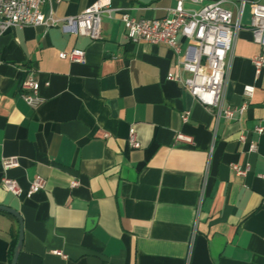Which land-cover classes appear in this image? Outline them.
<instances>
[{
    "label": "crops",
    "instance_id": "obj_1",
    "mask_svg": "<svg viewBox=\"0 0 264 264\" xmlns=\"http://www.w3.org/2000/svg\"><path fill=\"white\" fill-rule=\"evenodd\" d=\"M95 1L44 0L41 10L64 19ZM179 1L111 0L114 11L101 17L94 41L60 27L0 35V178L22 191L0 190V206L21 218L16 264H264V70L256 76L250 62L260 51L250 11L241 16L222 95L224 107L246 108L216 121L167 79L172 50L125 38L121 13L163 19ZM217 1L181 5L199 11ZM178 42L182 56L187 41ZM70 49L84 52L82 64L58 58ZM27 75L39 85L34 109L19 97ZM246 85L254 88L248 100ZM131 129L138 149L128 144ZM179 132L192 144L176 142ZM240 132L257 142L255 153L238 141ZM11 157L17 166L3 171ZM232 164L249 171L238 176ZM35 177L44 188L27 198ZM18 232L17 220L0 211V264H11Z\"/></svg>",
    "mask_w": 264,
    "mask_h": 264
},
{
    "label": "built area",
    "instance_id": "obj_2",
    "mask_svg": "<svg viewBox=\"0 0 264 264\" xmlns=\"http://www.w3.org/2000/svg\"><path fill=\"white\" fill-rule=\"evenodd\" d=\"M200 3L202 0H180L176 7L168 10L163 19L144 20L130 17L127 13L120 14L125 38L131 42H145L151 45H164L176 56V63L168 80L180 84L199 104L212 112L216 121L219 119L233 120L236 114H241L246 103L236 109L224 107L222 95L225 85L228 58L232 53L237 33L240 29L241 16L245 7L250 11V33L253 43L259 46V53L250 60L256 76L264 70V4L261 0H220L203 6L199 11H186L182 2ZM44 0H0V35L8 29L43 26L60 27L64 32L86 37L90 40L100 39V21L102 16L110 17L114 11L111 0H97L76 16L59 19L41 10ZM187 41L182 56L178 37ZM58 58L70 63L82 64L84 52L70 49L58 52ZM186 73L188 76H182ZM39 85L30 75H27L19 86V97L30 108H36L41 99L38 96ZM254 92L253 86L243 87V95L248 100ZM189 112L180 114L183 124L188 121ZM263 128L253 129L260 136ZM107 134H104L106 137ZM175 141L192 144V138L183 133L175 135ZM238 141L246 143V133L240 132ZM248 153H255L257 142H247ZM128 144L133 149L139 148L135 133L131 129ZM2 170L17 166L15 158H5L1 161ZM231 169L238 176H244L249 166L241 168L236 164ZM264 180V175H259ZM45 182L41 177H35L29 182L25 196L42 190ZM77 187V181L70 183V188ZM0 190L6 194L20 196L22 191L18 184L2 175ZM264 206V202H263ZM52 254L65 258L64 254L54 251Z\"/></svg>",
    "mask_w": 264,
    "mask_h": 264
},
{
    "label": "water",
    "instance_id": "obj_3",
    "mask_svg": "<svg viewBox=\"0 0 264 264\" xmlns=\"http://www.w3.org/2000/svg\"><path fill=\"white\" fill-rule=\"evenodd\" d=\"M0 211L6 212V213L10 214L11 216H13L17 220L18 225H19L17 243L15 245V248H14V251H13L12 260H11V264H16V260H17V257H18V254H19V251H20V248H21V243H22V223H21V218H20L19 214L16 211H14V210H12V209H10L8 207L0 206Z\"/></svg>",
    "mask_w": 264,
    "mask_h": 264
}]
</instances>
